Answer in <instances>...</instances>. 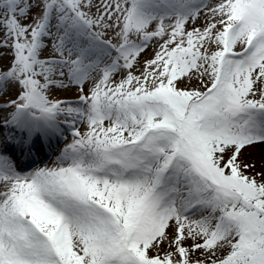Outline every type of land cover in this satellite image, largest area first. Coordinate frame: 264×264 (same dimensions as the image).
<instances>
[{
	"label": "snow or ice",
	"instance_id": "6c2138e0",
	"mask_svg": "<svg viewBox=\"0 0 264 264\" xmlns=\"http://www.w3.org/2000/svg\"><path fill=\"white\" fill-rule=\"evenodd\" d=\"M0 264H264V0H0Z\"/></svg>",
	"mask_w": 264,
	"mask_h": 264
},
{
	"label": "rangeland",
	"instance_id": "374dc122",
	"mask_svg": "<svg viewBox=\"0 0 264 264\" xmlns=\"http://www.w3.org/2000/svg\"><path fill=\"white\" fill-rule=\"evenodd\" d=\"M2 51H7V50H2ZM48 54H49L48 51H45L43 53L44 56H47ZM152 54H153V49L149 48L147 50V52L145 53V55L142 57V59L151 58ZM3 63H4V65H6L8 63V58H5ZM75 96H76L75 89H71V90H53V92H52V97H56V98H60V99H75ZM249 151H252L254 153V156L252 158H254L256 160V163H257L256 170L259 171L260 170V153H259V150L258 149H253V150H249ZM245 157L246 158L248 157V153H245ZM45 162L50 163L51 160L49 159V160H46Z\"/></svg>",
	"mask_w": 264,
	"mask_h": 264
}]
</instances>
